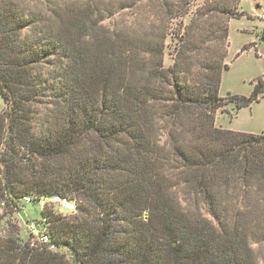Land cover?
Instances as JSON below:
<instances>
[{"label": "trees", "instance_id": "obj_1", "mask_svg": "<svg viewBox=\"0 0 264 264\" xmlns=\"http://www.w3.org/2000/svg\"><path fill=\"white\" fill-rule=\"evenodd\" d=\"M193 1L119 0L160 22L111 28L103 0H0V206L42 199L55 247L5 215L0 264H258L253 243L264 260V133L215 124L264 92L259 79L249 95L219 94L229 19L246 13L202 0L170 25Z\"/></svg>", "mask_w": 264, "mask_h": 264}, {"label": "rangeland", "instance_id": "obj_2", "mask_svg": "<svg viewBox=\"0 0 264 264\" xmlns=\"http://www.w3.org/2000/svg\"><path fill=\"white\" fill-rule=\"evenodd\" d=\"M103 1L107 3L110 10L116 11L114 16H108L104 20L105 25L108 27L118 28L129 22L133 24L136 19H139V22H144V25H148L150 22L154 24L160 22L159 16L149 8L148 3H145L143 8L136 13V10L132 8L119 9L116 5L119 0ZM201 3L202 0H194L190 13L182 18V21L180 19L172 20L170 25L175 27L181 23L184 26L189 22ZM98 6L101 8L100 4ZM238 6L239 10L244 11L246 15L229 19V45L225 57L228 68L222 72L219 87V94L225 97L228 94L249 95L259 79L264 81V21L261 20V16L264 14V0H240ZM166 44L164 62L168 65L173 62L175 40L168 38ZM245 45L247 48L242 51V47ZM48 67L50 65L45 66L43 70L45 74L48 72ZM49 97L39 98L36 101L35 109L38 113L35 122L38 127L42 126L45 114L48 111ZM4 107V100L0 95V110H3ZM227 107L228 112L222 109L216 111L215 124L217 126L236 131L264 133V92L260 95L258 101L237 111L234 110L233 105ZM43 203L42 199L38 198L30 201L23 200L21 202L22 207L15 213L9 212L10 205L5 207L2 204L0 206V222L5 215L7 216L4 220L10 216V220L15 221L17 225V228L15 226L13 229H17L20 238L29 239L31 243L37 244L36 235L31 232L30 225L33 223L35 230H40L39 221ZM46 205H49V203L46 202ZM54 209L57 210L55 207ZM62 210L64 211V209ZM0 225V232L3 234V228L7 229L8 227L5 222H1ZM31 233L33 234L30 235ZM252 247L258 253V264H264L259 246L253 243Z\"/></svg>", "mask_w": 264, "mask_h": 264}, {"label": "built area", "instance_id": "obj_3", "mask_svg": "<svg viewBox=\"0 0 264 264\" xmlns=\"http://www.w3.org/2000/svg\"><path fill=\"white\" fill-rule=\"evenodd\" d=\"M261 20L264 21V14L261 16ZM29 200V199H27ZM50 201L52 203H54L55 205H57L60 209H64L66 211H69V212H72L75 210L76 208V205L73 201L65 198V197H61L59 195H54L50 198ZM30 229H31V232H33L35 235H36V239L41 242V243H45V244H49V247L51 249H54V245L51 244V240H50V237L47 233L39 230V231H36L35 228H34V224L31 223L30 225ZM32 233V234H33Z\"/></svg>", "mask_w": 264, "mask_h": 264}]
</instances>
